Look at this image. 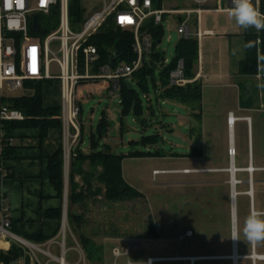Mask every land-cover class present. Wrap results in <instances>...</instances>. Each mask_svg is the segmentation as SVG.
Masks as SVG:
<instances>
[{"label":"rangeland","instance_id":"obj_1","mask_svg":"<svg viewBox=\"0 0 264 264\" xmlns=\"http://www.w3.org/2000/svg\"><path fill=\"white\" fill-rule=\"evenodd\" d=\"M80 2L82 9L85 10V19L91 16L95 9L99 11L103 7V4H101L102 0H80ZM162 8L183 10L193 8V4L191 0H165ZM165 18L166 20L163 23V42L156 49L165 60L172 62L176 57L177 45L182 40V36L177 31L180 18L179 15H167ZM48 19L50 18H41V26L43 28L45 24L50 26V29L52 28L51 33H53L58 29V24L53 19ZM195 24L196 16L194 15L190 20L193 33L196 29ZM232 25L236 26L237 24L228 15L204 14L201 18L202 31H206L209 28L216 30L217 26L227 28ZM72 27L75 32H81L83 29L82 26H76L74 23H72ZM192 39L195 38L192 37ZM51 49L54 52H58L60 43L58 41L53 42ZM198 54L200 56L199 62H197L193 73L197 67L199 68L202 65L205 67L206 74L209 75L229 73L228 67H226V63L229 60V48L227 43L221 42L219 37L203 38L198 45ZM235 58L236 55H234ZM51 68L53 73L58 72L56 64H53ZM154 78L159 86L158 71L155 72ZM255 79L253 83L257 82L262 88L261 78ZM247 82L248 80L243 77H238L236 81L231 79H204L201 122L196 121L192 117V123L187 126L182 124L181 118L187 117L186 112L182 108L178 109L179 112L177 113L171 103L166 102L164 105H158L157 95L154 93V83L150 79L148 83L150 96L146 97L147 94L136 83L133 85L144 103L146 112H149V103L146 100L148 97L152 100L153 107L157 112L158 122L147 115V121L143 125L135 118L134 114L123 118L122 107L118 100L110 98L108 86L106 87L102 83H90L79 88L78 100L82 109L80 121L84 128V141L79 148L81 151L86 152L91 149V135L97 132L98 124L105 113L109 121V131L100 145V151H105L106 147H110L112 149L111 152L118 155H131L134 153H151L155 155L159 153L164 156L163 158L157 155L143 158H127L125 160L124 178L131 187L145 197L147 200L146 205L141 200L125 202L117 204L111 211L108 207L106 208V206L100 204L98 208L92 209L93 211L91 210L88 214L92 230L95 226H107L109 224L108 221H112L111 218H113L124 232H128L130 237L133 236L130 240L139 241V245L131 250L130 256H122L116 259V262L112 255L113 245L110 243L109 247L105 249V257L111 263L127 264L130 261L132 264H145L150 256L173 255L174 248L187 253L194 252L197 249L208 250L210 248V246L203 243L201 235L205 231L208 233L209 230L207 231V228L211 229L215 225V220H219L217 217L221 212L220 203L213 193L215 190L220 191V188H209L201 184H195L193 177L188 175L163 173L157 175L154 174V171L190 167L189 159L196 156L197 149H200L204 155L202 161L194 162L197 167H208L211 164L216 165V167L224 166L227 162V149L232 142L235 144V150L238 154L236 157L237 165H248L249 134L247 122L239 121L236 123L234 119L233 135L230 138L227 124L228 112L230 111H233L236 116L247 115L252 117L251 146L255 165H264V108H262L263 111L255 110L254 112H242L239 110L241 98L237 92V87L241 86L243 91V87ZM235 84L237 87H235ZM51 87L55 90L48 91V88ZM59 87L58 81H52L45 88L47 105L58 101ZM28 93L32 94L34 91L24 88L17 92L9 93L7 96L20 98ZM260 94L262 96L261 91ZM193 129L194 131H192ZM144 138H153V143L149 141L144 146L142 144ZM64 171L69 174V168L67 171L64 167ZM238 177L241 179L242 175L240 174ZM261 177L264 179V174ZM199 178L197 183L201 182ZM76 182L83 186L79 178L76 179ZM66 185L65 177V187ZM241 190L242 186L237 187V191ZM219 191L215 193H219ZM255 191L258 209H264V183L262 185L256 184ZM237 200L236 206L242 224L241 197L237 198ZM146 208L149 212L146 211ZM76 211L81 212L79 207H77ZM148 213L152 215L154 223L161 234L160 241L147 240L145 229L147 227L146 217ZM248 213L249 208L247 207L244 215L247 216ZM68 229V223L66 222V235L69 236ZM188 231H192L195 234L194 238H186L181 241L180 237ZM128 244L129 240L120 244L123 252L128 247ZM238 245L240 255L251 254L250 243H247L243 236H241V241L238 242ZM257 253L258 255H264V242L257 244ZM240 264H249V262L241 261ZM257 264L261 263L258 262Z\"/></svg>","mask_w":264,"mask_h":264},{"label":"trees","instance_id":"obj_2","mask_svg":"<svg viewBox=\"0 0 264 264\" xmlns=\"http://www.w3.org/2000/svg\"><path fill=\"white\" fill-rule=\"evenodd\" d=\"M157 6V5H156ZM70 19L74 24L83 23L85 11L82 9L80 0H70ZM261 12L264 13V0H261ZM58 24L57 11L49 17ZM52 28L45 24L41 34L47 36L51 33ZM142 31H148L153 39L155 52L150 60L145 61L142 68L133 75V81L140 89L149 95V79L154 83V93L157 100H165L185 105L191 109L192 117L196 121L202 119V98L203 87L200 82L188 84L185 87H171L169 85V74L176 67L179 60H184L186 74L188 78H194L193 70L199 62L198 43L196 39H182L176 48V57L170 64L159 69L164 62V58L157 51L158 42L163 39V27H157L152 20L145 23ZM90 45L96 46L100 60L95 67L110 64L115 56L119 54L117 63L131 62L135 59L133 51L134 35L130 31H124L114 25L113 19H109L99 32L93 36L89 42ZM245 44H250L246 48V57L240 63L239 76L248 80L244 85L241 94V105L245 109H256L264 107V30L258 33L249 32L245 37ZM96 71V69H95ZM159 72L160 85L158 86L154 78L155 72ZM258 76H261L262 88L253 83ZM51 82H27L25 89L33 90L34 93L20 98H10L5 100V104L12 109L20 111L26 117L22 122L0 123L2 129L6 132L7 137H11V132L16 129H37L40 136L36 140V146L42 147L44 140L48 136L50 130L62 127L59 120L60 109L46 108L44 106V90L45 86H49ZM257 84V85H255ZM247 85H251L250 94H247ZM262 93V96L260 94ZM261 96V97H260ZM121 107L122 116L127 117L134 114L135 117L143 125L146 120L143 119L145 106L139 93L133 88H129L122 84L121 87ZM109 123L106 117L99 122L97 132L91 135V151L86 154L81 149L76 151L69 166L68 174V195H67V223L71 234L77 240L79 246L83 250L86 260L89 264H104V247L102 241L107 239H127L130 237L128 232H124L121 226L113 218L108 221L107 226H95L92 230L88 214L92 209L98 208V205L106 206L109 210H113L117 204L125 202H133L141 200L146 205L145 197L131 187L123 176V163L127 158H143L146 156H161L159 153L152 155L151 153H134L129 155H118L110 151H99L100 141H102L108 133ZM194 131V129L192 130ZM84 139V128L82 129V143ZM144 138L142 144L153 138ZM155 142V141H154ZM12 151V146L6 148L5 157H0V180L3 178L2 162ZM48 171L50 180L57 192L59 199H64L65 192V174H64V153L60 149L54 156L48 159ZM82 181L80 186L76 179ZM100 198V202H99ZM77 207L81 212H77ZM93 211V210H92ZM146 211L149 212L146 208ZM51 218L62 220L63 207L48 215ZM147 227L145 233L148 239L156 240L159 238L157 227L150 213L147 214ZM107 223V222H105ZM118 224V225H117ZM11 232L15 234V229L11 227ZM145 235V237H146ZM19 237V236H18ZM27 241L42 245L48 241L43 236L28 237ZM68 235H66V244ZM67 256V255H66ZM68 257V256H67ZM24 259L23 249L16 243H12L10 250L5 254L0 253V264H13ZM26 263L30 264V259L25 258Z\"/></svg>","mask_w":264,"mask_h":264},{"label":"built area","instance_id":"obj_3","mask_svg":"<svg viewBox=\"0 0 264 264\" xmlns=\"http://www.w3.org/2000/svg\"><path fill=\"white\" fill-rule=\"evenodd\" d=\"M164 1L102 0L101 10L95 9V12L83 23H77L76 26H82L83 29L81 32H75L70 19V0H0V123L26 120L24 114L5 104V100L12 98L7 94L24 89L27 82L58 81L60 85L59 120L62 124L64 137V163L68 171L71 157L76 155V151L82 144L83 125L80 121L82 109L78 100L79 88L90 83H108L110 98L121 99L122 84L126 81L131 82L133 75L155 52L150 33L142 31L143 26L149 20H153L155 26L163 27L167 15L184 17L183 21L179 22L177 31L182 39L188 40L193 37L190 20L195 15L196 38L200 40L203 36L200 29L201 15L205 12L203 7L210 0H191L194 8L183 10L164 9L162 8ZM226 1L228 2L227 8L231 7V0ZM253 4L260 10L261 0H253ZM55 11L58 16V29L44 36L41 34L43 27L40 20L43 17L49 18ZM220 11L226 12L225 9ZM35 17H38V30H35ZM109 19H113L116 27L133 33L135 59L131 62L119 63L116 59L113 65L110 63L95 68L99 63L100 55L97 47L90 45L89 42ZM55 41L60 43L58 52L51 49V44ZM162 42L163 40L159 41L160 44ZM53 64L58 67L57 73L52 72ZM169 64V61L164 60L159 69L161 70ZM200 78V73L196 74L194 78H188L185 62L179 60L169 74V85L185 87L197 82ZM257 78L260 79L261 76ZM159 93V91L156 92L157 95ZM245 120L251 126V119L246 118ZM8 146H12V137H7L6 132L0 126V157H5ZM235 154L236 152L230 151L232 158ZM248 171L251 174L254 170L250 167ZM235 183L236 186L241 182L236 180ZM249 194L252 195V191ZM11 227L9 207L3 198L0 185V241L7 240L22 248H31V244L11 232ZM61 236L64 243L66 221L62 224ZM186 236L191 237L192 233H188ZM138 245V241L129 240L128 247L124 252L119 247L115 248L113 256L115 259L122 256L128 257L133 247ZM251 250L252 253L249 256L231 257L234 264H237L239 260H247L251 264L258 262L264 264V255H258L257 245L251 244ZM188 260L194 264L197 259L190 258ZM166 261H173V259H150L147 264Z\"/></svg>","mask_w":264,"mask_h":264},{"label":"crops","instance_id":"obj_4","mask_svg":"<svg viewBox=\"0 0 264 264\" xmlns=\"http://www.w3.org/2000/svg\"><path fill=\"white\" fill-rule=\"evenodd\" d=\"M227 7H228V2L226 0H210L209 3L203 7L205 12L201 15V18L204 14L227 15L226 12L220 11L222 9L223 10L226 9ZM179 18H180L179 19L180 22L183 21V17H179ZM195 27H196L195 32L194 33L192 32V34L193 37L197 40L196 24ZM200 29H201V23H200ZM201 32L203 33V36L201 37L200 40H197L198 45L205 37H219L221 42L227 43V46L229 48V60L226 63V67H228L229 73L226 74L220 73L219 75L216 74L209 75L206 74L205 67L204 65H202L199 68L197 67L196 71L194 72V75L198 73L201 74V78L198 80V82H200L203 87V80L207 78L221 79V80L231 79L233 81H236L237 78L240 77L239 76L240 63L246 57V48L243 47V45H245V37L249 32L258 33L259 31H256L254 28L245 30L238 25L236 26L232 25L227 28L226 27L222 28L221 26L220 27L217 26L216 30L209 28L206 31H202L201 29ZM235 47L236 49H238V51L236 52V54H233V50ZM234 55H236L235 59H234ZM130 83L132 84V89H133L134 81L132 80ZM102 84H104L106 87L108 86V88L110 86L108 83H102ZM46 87L47 86H45V88ZM235 87H237L236 84ZM50 90L54 91L55 89L53 87L48 88V91ZM237 92L239 93V96L241 98V94H242L241 86L237 87ZM46 98L47 95L44 90V106L46 108L59 107L60 87L58 88L57 102L54 101L51 105H47ZM114 100H118L119 103L121 101V99L118 98ZM146 100L149 103V109H148L149 112H146V110L144 111L143 119L146 120V116L148 115L151 116L152 119H154L156 122H158L157 112L153 107L152 100L150 99V97L146 98ZM157 102L158 105L160 106L162 104L164 105V103L166 102L173 104L174 108L176 109L175 111L177 113L179 112L178 109L182 108L187 114V117L181 118L182 124L187 126L192 123L191 122L192 112L189 107L165 100H157ZM202 103H203V98H202ZM262 108L264 107L261 106L259 108L250 110L243 108L241 102L239 104V110L242 112H254L255 110L261 111ZM103 117H106L105 113L103 114ZM231 117L235 119L236 123L239 121H243V123H245L246 118L251 119V126H249L246 123L249 134V164L248 165L246 166L237 165L236 157L238 154L235 150V144H233L232 142L230 146H228L227 162L225 163L224 166L216 167V165L211 164L208 167H197V165H195L194 162L202 161L204 159V155L202 151L200 149H197L196 156L189 159L190 167L184 169L154 171V174L157 175L160 173L188 175L190 177H193L195 184H201L202 186H207L209 188H216V187L220 188V191L215 190V192L219 191V193H215V192L213 193L214 197H216V199L218 198V202L220 203L221 212L217 217L219 218V220H215V225L211 227V229L207 228V231L209 230L208 233H206L205 231L204 234L201 235L202 237L201 239H203V243L210 246V248L208 250L197 249L194 252H188V253L183 252L180 249L174 248L173 255L163 254L161 256H150L147 258L145 264H147L150 259H165V260L173 259V261L158 262L156 264H165V263L191 264V262L188 260L190 258L197 259L194 264H209V263L234 264L231 257L233 256L245 257L251 255V254L244 256L240 255L238 242H233L230 238H228L230 236V219H231V208H232V199H230V196L232 197V175L230 170L232 165H234L236 169L235 180L241 182L235 186L236 187L235 205L238 202L237 198L241 197L240 206H241L242 217L244 220V218L246 217L244 215V212L247 210V207L249 208V211L252 208L258 209L255 198V192H256L255 187L256 184L262 185V183H264V179L261 177V175L264 174V165L263 164H259L258 166L255 165L254 154L252 152V146H251L252 125H253L252 117L247 115L236 116L233 111L228 112L227 124L229 126L230 138L232 137L234 130V127H232V124L230 122ZM108 131H109V127H108ZM39 136H40V131L37 129L13 130L11 132V137H12L11 154L2 162V168L4 172H3V178L0 180L1 191L3 198L6 200L7 205L9 207V215L11 221L13 222V227L17 235L26 242H28L29 244H31L32 249H35L32 250L31 248L21 247L24 251V259H21L13 264H25L26 263L25 258L30 259V264H62L61 263L62 259H64L65 264H89L88 261L86 260L83 250L79 246L75 237L71 234L70 229H68L69 236H68L67 244H66V237L63 243V237L61 236V232H62V224L64 223V221L67 222V205L65 206L64 199L62 201V199L58 198L57 192L51 183L50 174L48 171V159L54 156L60 149H62L64 153V137H63L62 127H60L59 129L50 130L41 148L35 145L36 144L35 142L39 138ZM103 140L101 141V143L103 142ZM106 148L108 149V150L106 149L107 151L110 152L112 151L110 147H106ZM99 149L100 146L98 150ZM231 149L235 150L236 152L234 158L230 156ZM90 151L91 149H88L86 152L84 151V153L88 154L90 153ZM161 157L163 158L164 156ZM125 160L123 163V176H124ZM259 162L261 161L259 160ZM64 167H65V163H64ZM250 167L254 170L253 173L251 174L248 171V168ZM65 171L64 174L67 181V185L65 189L67 188L68 191V173H65ZM240 174L242 175L241 179L238 177ZM198 177H200L199 180L201 181L199 183H197ZM250 180H252V184H250ZM239 186H242L241 191H237V187ZM250 191H252V195L249 194ZM64 196H65V192H64ZM62 207H63L62 220L54 219L48 216L50 213H53L54 211L59 210ZM258 210H264V209H258ZM214 230L217 231L215 232ZM188 233H192V236L187 237L186 235ZM158 234H159V238L153 241L157 242L161 240V234L159 233V231ZM38 236H43L44 238H47L48 241L42 245H36L26 240V238L28 237H38ZM194 236L195 234L192 231H188L185 235L180 237V240L182 241L185 240L186 238L191 239L194 238ZM126 240H130V238L104 240L103 242L104 264H115V262L117 261L115 259V262L111 263L105 257V249L109 247L110 243H112L113 245V249H112V255H113V250L118 247L120 248V244L124 243ZM147 240H152V239H147ZM12 243L13 242L7 240L0 241V253L3 252L6 254L10 250ZM241 261H247V260H239L237 264H240ZM247 262L251 264L250 261ZM129 263L131 262L128 261L127 264Z\"/></svg>","mask_w":264,"mask_h":264},{"label":"clouds","instance_id":"obj_5","mask_svg":"<svg viewBox=\"0 0 264 264\" xmlns=\"http://www.w3.org/2000/svg\"><path fill=\"white\" fill-rule=\"evenodd\" d=\"M232 6L225 9L229 18L245 30L254 28L264 30V13L254 6L253 0H231ZM250 44L243 45L244 48ZM238 49L233 50L236 54ZM230 199L232 197L230 196ZM241 236L247 243L256 246L264 242V210L250 209L242 224L239 219L238 208L235 204L231 208L230 238L233 242L241 241Z\"/></svg>","mask_w":264,"mask_h":264},{"label":"water","instance_id":"obj_6","mask_svg":"<svg viewBox=\"0 0 264 264\" xmlns=\"http://www.w3.org/2000/svg\"><path fill=\"white\" fill-rule=\"evenodd\" d=\"M34 21H35V30H38V17H35ZM118 57H119V54H117L115 56L114 60L111 61L112 65L116 62V59H118ZM124 85H126L129 88V90H132V84L130 82L126 81V82H124ZM250 92H251V85H248L247 86V94H250ZM230 171H231V175H232V205H233V204H235V197H236V191H235V188H236L235 187V184H236L235 183L236 182V180H235L236 169H235L234 165H232ZM250 184H252V180H250ZM67 193H68V191H67V189H65V196H64L65 206L67 205ZM65 214H66V211H65ZM61 263L65 264L64 259L61 260Z\"/></svg>","mask_w":264,"mask_h":264},{"label":"bare ground","instance_id":"obj_7","mask_svg":"<svg viewBox=\"0 0 264 264\" xmlns=\"http://www.w3.org/2000/svg\"><path fill=\"white\" fill-rule=\"evenodd\" d=\"M231 122H232V127H233V122H234V118L233 117H231ZM232 152H235V150H231Z\"/></svg>","mask_w":264,"mask_h":264}]
</instances>
